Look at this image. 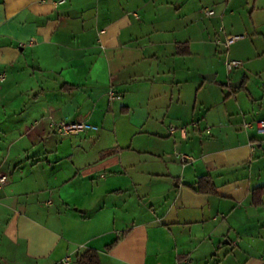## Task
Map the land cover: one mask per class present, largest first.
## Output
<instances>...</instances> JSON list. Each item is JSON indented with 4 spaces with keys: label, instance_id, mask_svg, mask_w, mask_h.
Wrapping results in <instances>:
<instances>
[{
    "label": "crops",
    "instance_id": "obj_1",
    "mask_svg": "<svg viewBox=\"0 0 264 264\" xmlns=\"http://www.w3.org/2000/svg\"><path fill=\"white\" fill-rule=\"evenodd\" d=\"M1 74L0 264H264V0H0Z\"/></svg>",
    "mask_w": 264,
    "mask_h": 264
},
{
    "label": "built area",
    "instance_id": "obj_2",
    "mask_svg": "<svg viewBox=\"0 0 264 264\" xmlns=\"http://www.w3.org/2000/svg\"><path fill=\"white\" fill-rule=\"evenodd\" d=\"M207 15H211L212 11L206 9L204 11ZM237 39V37H226V41H225V47L230 46L235 40ZM34 44V40H30L28 42V45H33ZM238 65L237 62L231 61L227 63V67L231 68V67H236ZM4 78V74L0 75V81H2ZM121 96L120 95H116L113 93H109L108 94V99L110 101L115 100V99H120ZM246 127H251L250 124H245ZM86 128V126L84 124H66V123H61L59 126L55 127L56 131H58L59 133H61L62 135H76L80 132H83L84 129ZM255 128L257 131L258 135L264 136V119L261 120H257L255 121ZM170 134H173L175 131H179L182 136H185L187 133V127L186 126H181V127H171L169 129ZM206 133H209V129H206ZM178 159L182 164H186L188 162H191L193 159L192 157L185 155V154H179L178 155ZM9 179L1 176L0 177V188L3 187L4 185L8 184ZM70 257H66L64 258L59 264H70ZM182 264H191V262L189 261H184Z\"/></svg>",
    "mask_w": 264,
    "mask_h": 264
},
{
    "label": "trees",
    "instance_id": "obj_3",
    "mask_svg": "<svg viewBox=\"0 0 264 264\" xmlns=\"http://www.w3.org/2000/svg\"><path fill=\"white\" fill-rule=\"evenodd\" d=\"M200 187V183H199ZM207 192H213V188L210 187ZM264 193V190H259L257 194ZM256 194V193H255ZM255 197V204H258V200ZM76 264H100L98 253L95 250H88L83 254L76 257Z\"/></svg>",
    "mask_w": 264,
    "mask_h": 264
},
{
    "label": "water",
    "instance_id": "obj_4",
    "mask_svg": "<svg viewBox=\"0 0 264 264\" xmlns=\"http://www.w3.org/2000/svg\"><path fill=\"white\" fill-rule=\"evenodd\" d=\"M203 78L208 79L209 77L207 75H204ZM234 84H236V83H234ZM234 84L232 85L234 87L239 85V83H237L238 85H234Z\"/></svg>",
    "mask_w": 264,
    "mask_h": 264
}]
</instances>
